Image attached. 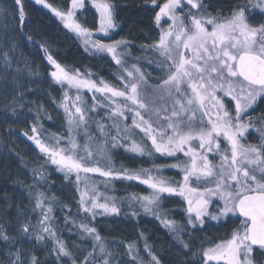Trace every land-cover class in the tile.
Segmentation results:
<instances>
[{
	"label": "trees",
	"instance_id": "16d2710c",
	"mask_svg": "<svg viewBox=\"0 0 264 264\" xmlns=\"http://www.w3.org/2000/svg\"><path fill=\"white\" fill-rule=\"evenodd\" d=\"M5 1L16 5L19 12L22 7L24 19L19 32L23 38V48L36 61V64L41 66L45 79L42 84L43 95L37 98L38 113L32 119L18 124L5 119L0 113V138H4L10 145V150L16 157V161L11 162L14 166L8 164L9 168L0 178V198H8L15 212L21 215L20 229L24 224L34 226L28 233L21 231L14 243H5L0 240V264L6 263V252L16 247H33L42 264L43 262L44 264H73V261L75 264H84V257L90 252L95 256L97 264H102L105 259L109 261V264H134L132 255L128 253L130 244H135L134 254H138L135 264H139L140 259L144 264H154L149 251L157 258L159 264H200L190 258L195 253L197 245L194 243L192 246L185 247L186 242L191 243V239L198 234L200 229H193L191 236L188 230L184 238L180 240L178 238L183 223L190 224L188 223L187 202L178 195L163 193L159 207L154 208L153 212H145L141 202L135 197L149 196L153 190L140 180L125 178L126 173H138L141 169H146L150 175L172 182V186H178L183 183L184 173L180 168H173L171 165L187 161L188 157L180 152L175 156L155 152L151 140L140 129H133L130 133L131 138L135 141H140L141 137L144 138L152 152L145 150V154L140 155L130 151L129 142L131 140L125 138L123 129L126 125L132 128L134 111L125 110L127 119L111 117L112 108L108 106L107 100L100 93L94 90L89 91L86 88L78 91L66 82L56 83L51 76V72L56 69L47 59L48 55H51L70 74H78L80 79H90L98 84L103 80L110 86L121 90L124 84L131 79L127 77L124 68L133 71L135 78L139 77V73H136L132 67L135 65L147 81V84L142 86L141 98L148 103L149 109L147 112L142 109L140 111L145 119L153 123L154 128L164 125L166 122L158 120L153 109L167 108L168 112L162 111L160 115L161 117L171 116L172 99L168 97L164 100L159 99L161 93L157 89V85L167 78V72L165 73V68L160 64L157 66L153 64L150 72L144 66L143 50L153 45L156 40L159 25L155 21V16L165 0H156V4H153L152 0H107L113 4L117 27L116 34L109 39L98 38L90 28L96 25L94 11L86 9L81 16L74 15L73 20L76 23L90 30V41L98 40L104 44H113L117 40L125 41L124 45L117 49L118 53H122L123 67L116 64L112 59V54L93 48L91 43L85 44L84 37L65 27V21L52 11V8H55L66 13L63 2L46 0V3L52 6L47 8L37 4L36 0H21L20 5H17L15 0ZM200 2L203 5L200 8L201 14L217 20L230 18L238 6L247 9L245 12L247 21L250 17H258L257 12L254 14L259 9L254 6L257 0H251V3L250 0H200ZM261 25H264V22ZM66 95L67 100H65ZM77 95L81 96L86 109V122L77 129L78 142L81 145L88 143L95 154V159L101 160V164L105 157H110L113 162L115 160L118 168H115L111 161L110 166L118 175L109 178L102 177L98 173L87 175L81 173V181L77 183L75 174L70 179L66 178L65 173L58 171L57 166L53 165L48 156L40 151L35 139H31L35 137L51 146L55 143L52 139L53 134L58 137H67L68 116L64 105L71 107ZM94 95L99 100V104L93 100ZM218 95L229 102L234 113V101H231L230 97H224L223 93H218ZM252 107L255 108L244 114V116L249 115V118H244L243 122L251 123L252 126L245 132V138L253 142L255 137L260 135L257 129L264 126V120L261 119L264 117V96H260ZM197 115L199 116V113ZM136 119L139 122V117ZM114 123L118 124L121 129L119 135L117 128L113 126ZM100 124L104 127L103 132L98 127ZM34 127L37 129L36 132L32 131ZM114 136L115 141L112 139ZM64 143L66 141H62L61 146ZM153 156L155 160H151ZM4 162L6 165L7 161ZM2 169L4 170L5 167L3 166ZM40 173L43 174V179ZM190 183L191 186L196 187L192 181ZM93 187H95L99 203L109 202L110 205L114 204L119 211L104 213L102 209H97L98 214L95 218L83 212L80 207L81 193L88 192V196L85 197L87 200L93 194ZM37 191L44 193L45 210L51 206L52 212L49 214L48 223L55 232V237L66 246L70 256L58 258L57 252L54 251L57 247L56 242L48 237L47 233H40L45 237L43 240L36 238L39 231L37 222L43 219L40 209L35 207ZM213 206L222 207L223 202L217 197H212L208 209ZM154 213H159L164 219L175 221L177 231L173 232L166 228L162 220ZM4 215L9 219L6 212ZM240 219L242 218L238 214H231L213 225L215 229L210 226L213 223H206L202 226L203 231L200 232L213 240L226 239L234 229L239 227ZM82 222L96 229L101 237L100 242L83 232L80 228ZM74 242L86 244L89 247L87 253L82 257L74 253L76 252ZM99 243L104 245V253L100 252ZM145 244L148 248H145Z\"/></svg>",
	"mask_w": 264,
	"mask_h": 264
},
{
	"label": "snow or ice",
	"instance_id": "6c2138e0",
	"mask_svg": "<svg viewBox=\"0 0 264 264\" xmlns=\"http://www.w3.org/2000/svg\"><path fill=\"white\" fill-rule=\"evenodd\" d=\"M15 2L20 5L21 0ZM36 3L47 8L52 7L46 3V0H36ZM152 3L156 4V0H152ZM93 4L100 14L98 30L107 35L110 29L116 27L112 5L107 0H93ZM186 4L191 5L192 9L203 7L200 0H186ZM83 5L84 0H71V8L66 13L55 8H52V11L65 21V27L84 37L85 44L91 43L93 48L112 54L116 64L123 67L122 53H118L117 49L125 41H116L113 44H104L98 40L90 41V30L73 20L75 10L82 8ZM254 6L264 8V0H257ZM183 7L184 0H166L159 7V12L155 16L157 25L164 17H167L171 23L166 30H161L159 40L150 46L162 58L161 67L168 62L167 78L157 85V89L161 93L159 99L164 100L165 97L172 99L171 116L161 117L160 113L162 111L167 113V108L153 109L158 120L166 122L164 125L154 128L153 123L145 119L140 111L142 109L147 112L149 109L148 103L141 98L142 86L146 85L147 81L135 65L132 67L136 73H139L138 78L134 77L133 71L123 69L127 77L131 78L124 84L123 90L112 87L103 80L98 84L90 79H80L78 74H70L51 55H48V61L56 69L51 72V76L56 83L66 82L78 91L86 88L100 93L112 108L111 117L127 119L125 110L134 111L132 128L126 125L123 129L125 138L131 140L130 151L140 155L145 154L144 146L133 140L130 135L133 129H140L151 140L155 152L168 156H175L180 152L188 157L187 161L171 165L173 168H180L184 173L183 183L178 186H172V182L150 175L146 169H141L138 173L125 174V178L140 180L153 190L149 196L135 197L141 202L145 212H153L154 208L159 207L161 194H175L187 202L188 223L194 225L198 221L202 224L203 218L209 215L208 206L211 198L217 197L223 202V207L219 208L218 214L211 215L213 220L237 213L242 219L239 221V227L234 229L228 238L203 250L204 264L209 262L254 264L252 257L254 247L264 254V126L257 129L260 133L258 144L242 143V139L252 126L251 123L243 122L244 114L252 108L258 97L264 96V25L251 26L245 15L247 9L242 6H238L230 18L222 20L194 14L191 9L187 17L178 15L177 9L182 10ZM19 17L23 22L22 7ZM208 25L211 26V30ZM5 60H7L6 53ZM218 93H223L224 97H230L231 101H234V113L226 107ZM67 99L66 95L65 100ZM93 100L97 104L100 103L95 95ZM83 104L81 96L77 95L71 107L64 105L68 116L67 137L53 134L52 139L55 143L51 146L31 137L35 139L40 151L57 166V170L64 172L68 179L75 174L77 183L81 181V173L85 175L98 173L102 177L109 178L118 175L111 169L109 158L105 157L101 164V160L95 159L90 145L88 143L81 145L76 138L77 129L86 122V109ZM136 117H139V122ZM261 119L264 120V117ZM113 126L117 128L119 135L121 131L119 125L114 123ZM98 127L101 132L104 131L102 124ZM32 131L36 132L37 129L34 127ZM221 137L227 142L223 150L220 147ZM112 139L115 141L116 137ZM62 141H66L63 146H61ZM213 150L220 157L218 164H214L208 158L207 153ZM40 176L43 179L42 173ZM192 180L197 184L211 183L214 187L203 189L198 186L193 187L190 183ZM92 192V196L87 200L85 197L88 196V192L81 193L80 207L83 212L95 218L98 214L97 209H102L104 213L119 211L114 204L99 203L95 187ZM35 195V207L40 209L43 217L37 222L39 231L36 238L43 240L45 237L40 233H47L48 237L56 242L57 247L54 251L57 252L58 258L70 256L66 246L55 237V232L48 223L52 208L48 206L45 210L44 193L37 191ZM154 214L170 231H177L175 221L164 219L159 213ZM193 214H195L194 218ZM33 227L24 224L21 231L28 233ZM80 228L93 236L95 241H101L94 227L82 222ZM0 240L5 243L15 242V238L10 237L2 226H0ZM185 247L188 245L185 244ZM145 248H148L147 244ZM134 249L135 244L128 246V253L132 255L135 264L138 254H134ZM99 250L101 253L105 252L102 243H99ZM21 255L17 250L15 259L9 260L8 264H26L21 259ZM149 255L154 264H159L150 251ZM27 264H38V261L32 256L27 260ZM84 264H97L93 253L90 252L84 257ZM102 264H109V261L105 259ZM139 264H144L142 259L139 260Z\"/></svg>",
	"mask_w": 264,
	"mask_h": 264
},
{
	"label": "rangeland",
	"instance_id": "374dc122",
	"mask_svg": "<svg viewBox=\"0 0 264 264\" xmlns=\"http://www.w3.org/2000/svg\"><path fill=\"white\" fill-rule=\"evenodd\" d=\"M65 4V8L68 11L71 8V0H58ZM112 5L113 10V4L109 1H107ZM166 0L163 2L165 3ZM162 3V5H163ZM257 3V2H256ZM254 14L257 12V18L250 17V20H248V23L255 27L261 25V23L264 22V8L257 7ZM86 9H89L91 11L95 12L96 17V25L91 26L90 28L95 33V35L100 39H109L113 35L116 34L117 27L110 29L108 34L105 35L103 32H100L99 29V18L100 14L96 7L93 4V0H84V5L82 8L75 10V15L81 16V14H84ZM191 9L192 13L194 14H201L200 9H192L191 5L186 4V0H184V7L183 9H177L178 15H184L187 17V13ZM19 11L16 8V5L10 4L6 2L5 0H0V113L2 116L10 120L11 122H17L18 124H23L28 122L30 119H32L38 112V100L37 98L43 95V80L45 79V74L41 68L40 65L36 64V61L32 57H30L23 48V38L20 35V29L22 28V22L19 20ZM113 17H114V11H113ZM82 21H84V18L82 17ZM185 22L187 23V19H185ZM114 23L116 25V21L114 18ZM171 21L164 17L162 18L160 24H159V33L156 37V40L154 43H156L159 40V36L161 33V30H166L169 26ZM209 30H211V26L209 27ZM118 41V40H117ZM124 44H121L122 46ZM5 53L7 54V60H5ZM162 58L159 56L158 53H156L151 47L145 48L143 50V62L144 66L151 72V68L153 64L156 66L158 64H161ZM167 63L165 62V73L167 72ZM259 98V97H258ZM257 98V99H258ZM223 102L225 103L226 107L232 112V108L229 104V102L223 98ZM255 107L250 108L254 109ZM214 111V110H213ZM252 117V116H250ZM245 119L249 118V115L244 116ZM139 138V137H138ZM139 144H142L148 152L151 151V147L148 145L147 141H145L144 138H140V141H136ZM260 142V135L255 137L254 141L252 142L248 138H243L242 143L246 144H258ZM131 142H129V145ZM10 145L4 140V138H0V178L5 174L7 169L9 168L8 164H11L12 160L16 161V157L14 156V152L10 150ZM227 146V142L224 140H221V150H223ZM108 155V154H107ZM209 160H211L214 164H218L220 157L216 153L215 150L212 152L207 153ZM109 157V156H108ZM154 159V156L151 157V160ZM109 160L111 161L110 157ZM114 160V159H113ZM4 161H7V164H5ZM183 162V161H182ZM111 164L118 168V164L113 161H111ZM14 166V164H11ZM5 167L3 170L2 167ZM18 169V167H17ZM192 184L194 186H198L200 188L204 187H214V184L211 183H204L201 182L197 184L195 180H192ZM1 186V185H0ZM1 188V187H0ZM210 205V204H209ZM6 207V208H4ZM223 207V206H222ZM4 208V210H3ZM219 208L221 207H212L211 209H208L209 215H206L203 218V223L195 222V224H186L183 223L181 230L179 231V240L181 238H184V236L187 234L188 230L190 236L193 234V229H200L198 234H195L194 237L190 241L186 242L188 246H192V244H196V250L195 253L190 257L192 261H198L200 264H203V256L202 252L203 250L213 247L216 243L213 240V238L205 237L203 232L204 228L202 226L208 224H217L218 222L226 219V217H221L218 220H213L211 218V215L218 214ZM7 213L9 215L6 217L4 213ZM14 207L11 205V201L8 198H0V226H2L7 234L10 237H14L15 240L19 236L21 232V215L19 212H15ZM15 214V215H14ZM231 215V214H229ZM14 216V218L12 217ZM12 219V220H11ZM199 235V236H198ZM74 248L77 255H80L82 257L84 254L87 253L89 250V247L84 243H77L74 242ZM19 250L21 252V259L24 260L27 264V260L30 259V257L34 256L38 264H42L41 259L37 256V254L34 252L35 249L32 248H23V247H16L14 250L7 251L6 252V260L5 264H8L9 260L15 259V253ZM255 255H264L261 254V251L258 249H254L252 253V257ZM44 264V262H43ZM46 264V263H45ZM209 264H215V262H209Z\"/></svg>",
	"mask_w": 264,
	"mask_h": 264
},
{
	"label": "flooded vegetation",
	"instance_id": "af4514ba",
	"mask_svg": "<svg viewBox=\"0 0 264 264\" xmlns=\"http://www.w3.org/2000/svg\"><path fill=\"white\" fill-rule=\"evenodd\" d=\"M213 225L216 224H211L210 226L212 227ZM215 229V226H213ZM215 243L220 242L221 240H214ZM254 264H264V255H255L253 256Z\"/></svg>",
	"mask_w": 264,
	"mask_h": 264
}]
</instances>
